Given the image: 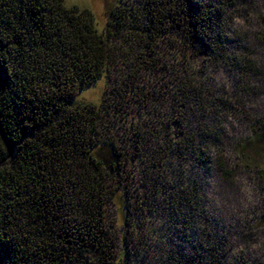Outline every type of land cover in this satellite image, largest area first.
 <instances>
[{
	"label": "trees",
	"instance_id": "1",
	"mask_svg": "<svg viewBox=\"0 0 264 264\" xmlns=\"http://www.w3.org/2000/svg\"><path fill=\"white\" fill-rule=\"evenodd\" d=\"M255 1L139 0L144 24L137 22L136 10L118 2L105 12L99 31L91 11L64 0H0V264H112L117 243V261L123 263L126 230L119 236L107 212L109 199L123 188L124 152L111 134L116 110L112 101L94 106L72 104V98L101 78L108 81L134 45L145 52L136 62L147 68L146 56L162 41L166 49L179 46V68L172 86L159 90L161 98L173 96L184 117L185 104L214 121L244 114L242 96L252 81L264 80L251 50V39L264 46V15L251 14ZM236 17L255 18L258 29L242 35ZM172 35L179 43L170 46ZM195 51L230 70L232 93L206 86L190 62ZM200 121V139L209 140L210 129ZM248 124L236 154L264 181V114ZM162 125L158 116L144 132L176 151L188 145L197 151L194 165L206 163L193 139L171 142ZM212 130L217 140L219 128ZM182 191L193 197L189 186ZM256 224L264 228V211Z\"/></svg>",
	"mask_w": 264,
	"mask_h": 264
},
{
	"label": "rangeland",
	"instance_id": "2",
	"mask_svg": "<svg viewBox=\"0 0 264 264\" xmlns=\"http://www.w3.org/2000/svg\"><path fill=\"white\" fill-rule=\"evenodd\" d=\"M118 2L136 10L137 22L145 23L139 15L142 8L139 0H64L68 7L91 11L99 31L105 12ZM251 11L254 16L264 15V0H256ZM235 21L242 35L258 29L255 18ZM172 36L170 46L174 40L179 43L177 36ZM251 41L252 58L264 72V46ZM140 47H131V57L120 65L121 69H113L108 81L99 79L71 100L72 104L94 106L102 100L112 101L111 108L116 110L111 134L124 152L120 181L124 190L114 192L107 203V212L119 236L126 230L122 264H264V228L256 224L264 211V181L242 165L235 147L249 135V119L251 122L264 114V80L258 83L251 80L250 93L242 96L245 99L242 115H220V120L214 121L192 112L189 104H185L188 114L184 117L178 101L173 96L161 98L159 91L174 83L179 46L166 49V43L160 41L154 55L146 56L149 68L136 62V56H145ZM195 56V61L188 60L191 64L195 62L206 86L218 90V94L234 91L235 80L226 66L214 65L204 52L195 51ZM150 108L154 112L159 108L161 113L148 114L146 110ZM158 116L162 117V131L171 142L182 136L196 142L194 147L204 152L199 154L206 162L204 165H194L197 151L183 146L184 142L181 151H176L174 144L158 141L157 135L148 137L144 130ZM198 121L210 129L209 140L200 139ZM215 127L219 128L217 140L212 135ZM186 186L193 191L190 200L182 193ZM188 202L193 207L189 208ZM119 247L117 243L112 264H120Z\"/></svg>",
	"mask_w": 264,
	"mask_h": 264
}]
</instances>
